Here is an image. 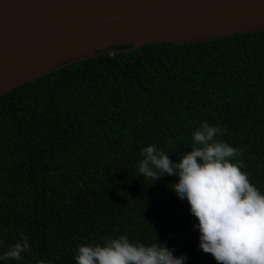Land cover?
<instances>
[{
	"label": "trees",
	"instance_id": "obj_1",
	"mask_svg": "<svg viewBox=\"0 0 264 264\" xmlns=\"http://www.w3.org/2000/svg\"><path fill=\"white\" fill-rule=\"evenodd\" d=\"M131 47L0 96V253L21 234L30 243L5 264H76L80 244L122 234L157 238L187 264H217L168 186L177 177L153 183L136 170L149 144L178 160L203 121L223 130L264 192V30Z\"/></svg>",
	"mask_w": 264,
	"mask_h": 264
},
{
	"label": "water",
	"instance_id": "obj_2",
	"mask_svg": "<svg viewBox=\"0 0 264 264\" xmlns=\"http://www.w3.org/2000/svg\"><path fill=\"white\" fill-rule=\"evenodd\" d=\"M264 30V0H0V96L112 46Z\"/></svg>",
	"mask_w": 264,
	"mask_h": 264
},
{
	"label": "clouds",
	"instance_id": "obj_3",
	"mask_svg": "<svg viewBox=\"0 0 264 264\" xmlns=\"http://www.w3.org/2000/svg\"><path fill=\"white\" fill-rule=\"evenodd\" d=\"M222 133L220 127L201 122L192 132L190 150L176 161L149 144L141 149L136 170L153 183L165 176L177 177L168 186L179 199L187 200L196 218L198 247L217 264H264V192L250 182L237 159L240 151L220 139ZM29 250V240L21 234L0 253V262L21 261ZM174 251L157 238L152 243L133 242L122 234L103 243L80 244L74 260L76 264H187V255Z\"/></svg>",
	"mask_w": 264,
	"mask_h": 264
}]
</instances>
